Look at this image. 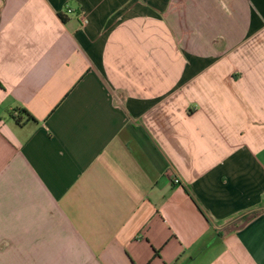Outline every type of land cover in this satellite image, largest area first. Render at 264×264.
<instances>
[{
	"label": "crops",
	"instance_id": "1",
	"mask_svg": "<svg viewBox=\"0 0 264 264\" xmlns=\"http://www.w3.org/2000/svg\"><path fill=\"white\" fill-rule=\"evenodd\" d=\"M0 264H264V0H0Z\"/></svg>",
	"mask_w": 264,
	"mask_h": 264
},
{
	"label": "trees",
	"instance_id": "2",
	"mask_svg": "<svg viewBox=\"0 0 264 264\" xmlns=\"http://www.w3.org/2000/svg\"><path fill=\"white\" fill-rule=\"evenodd\" d=\"M18 111V114L19 115H24V116H26V119L27 120H35V118L26 110V109H24V108H21L20 110H17ZM12 117L14 118V119H16L17 120V122H18V117H16L15 115H13L12 114ZM249 218H251V217H249Z\"/></svg>",
	"mask_w": 264,
	"mask_h": 264
},
{
	"label": "built area",
	"instance_id": "3",
	"mask_svg": "<svg viewBox=\"0 0 264 264\" xmlns=\"http://www.w3.org/2000/svg\"><path fill=\"white\" fill-rule=\"evenodd\" d=\"M173 170H174L173 168H170V169L167 170L166 173L173 177ZM172 179H173L175 184H181V180L178 177L174 176Z\"/></svg>",
	"mask_w": 264,
	"mask_h": 264
}]
</instances>
